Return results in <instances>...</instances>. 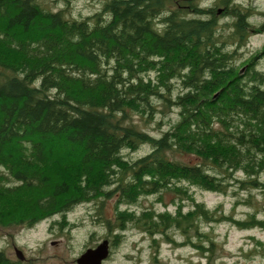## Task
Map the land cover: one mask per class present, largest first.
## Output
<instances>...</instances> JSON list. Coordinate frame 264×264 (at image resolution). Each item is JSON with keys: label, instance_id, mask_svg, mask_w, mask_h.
<instances>
[{"label": "trees", "instance_id": "obj_1", "mask_svg": "<svg viewBox=\"0 0 264 264\" xmlns=\"http://www.w3.org/2000/svg\"><path fill=\"white\" fill-rule=\"evenodd\" d=\"M48 1L0 0V205H15L9 221L31 227L114 196L113 215L101 218L109 245L131 227L152 240L177 232L208 261L214 226H264L256 210L237 217L190 191L231 192L233 206H254L251 190H264V46L242 50L264 28L255 7L96 0L76 16L74 0ZM166 190L177 194L172 209ZM150 194L162 209L142 204ZM0 264L20 262L0 249Z\"/></svg>", "mask_w": 264, "mask_h": 264}, {"label": "rangeland", "instance_id": "obj_2", "mask_svg": "<svg viewBox=\"0 0 264 264\" xmlns=\"http://www.w3.org/2000/svg\"><path fill=\"white\" fill-rule=\"evenodd\" d=\"M255 7L252 19L257 23L264 20V0H236ZM52 7H60V0H49ZM99 7L96 0H74L72 13L76 16L91 13ZM264 46V28L252 32L243 52L249 55ZM246 55V56H247ZM259 67L264 69V56L259 60ZM141 124L152 132H158L156 121L145 123L143 116H135ZM160 116L157 120H160ZM162 120H166L163 118ZM166 124L162 128H166ZM147 146H143L137 153H143ZM184 159H189L183 155ZM193 159V157H191ZM190 191L198 200H204L207 205L221 203L237 217H243L246 211L256 210L257 216L264 219V190L253 189L254 206L244 202L233 206L236 198L231 192L221 194L200 188L190 187ZM175 194L171 190L163 192L166 206L172 209ZM245 198L247 192L239 195ZM22 198V197H21ZM22 200V199H21ZM114 196L100 201L81 202L65 213V216H49L29 227L21 221L12 220L15 215V205H0L3 219L0 224V249L8 256L19 260L20 264H77L76 257L87 247H94L105 238L101 218L112 216L114 213ZM144 206L163 208L164 203L156 199L155 194L143 197ZM121 206H125L124 204ZM11 217V218H10ZM59 219L54 222L52 219ZM125 236L116 247L109 246L108 255L102 264H264V226L256 225L252 228H239L234 224L220 223L214 226V233L219 241L218 250L212 255V260L197 251L189 244H179L181 237L177 232L174 240L167 237H156L139 228H128ZM261 242V244L259 243Z\"/></svg>", "mask_w": 264, "mask_h": 264}, {"label": "water", "instance_id": "obj_3", "mask_svg": "<svg viewBox=\"0 0 264 264\" xmlns=\"http://www.w3.org/2000/svg\"><path fill=\"white\" fill-rule=\"evenodd\" d=\"M108 240L102 239L96 246L87 247L76 257L77 264H102V260L108 255Z\"/></svg>", "mask_w": 264, "mask_h": 264}, {"label": "flooded vegetation", "instance_id": "obj_4", "mask_svg": "<svg viewBox=\"0 0 264 264\" xmlns=\"http://www.w3.org/2000/svg\"><path fill=\"white\" fill-rule=\"evenodd\" d=\"M106 239H107V238H106ZM107 240H108V239H107ZM109 246H110V245H109V240H108V248H109Z\"/></svg>", "mask_w": 264, "mask_h": 264}]
</instances>
